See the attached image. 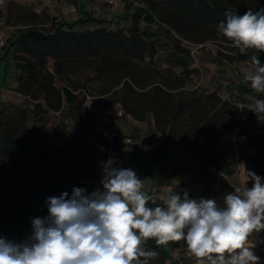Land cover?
<instances>
[{
    "label": "trees",
    "instance_id": "1",
    "mask_svg": "<svg viewBox=\"0 0 264 264\" xmlns=\"http://www.w3.org/2000/svg\"><path fill=\"white\" fill-rule=\"evenodd\" d=\"M2 1L4 9L0 8V17L5 25L18 29L5 49L13 47L14 66L20 71L15 76V90L29 100L35 113L61 112L66 102L85 113L86 119L77 121L79 126L83 127L86 121L89 127L110 130V120L91 117L83 110L84 100L70 91L72 84L65 75L67 66L82 62L107 84L101 91L107 94L100 100L101 105L109 109L118 105L138 121H144L151 114L155 131L162 136L161 147L149 149L146 156L140 145L132 141L124 143L125 137H106L97 145L104 147L100 152L102 158H114V166L136 172V166L144 169L150 162L158 165L156 180L161 183L170 165V175L176 178L174 193L182 195L187 191L192 199H215L222 207L224 196L236 190L226 179L235 171L213 144L224 133L248 128L262 137L248 162L252 172L264 182V117L247 109L255 103L249 101V97L264 100V95L239 83L236 98L225 99L216 91L186 87L192 70L176 73L155 64L161 39L177 54H188L184 43H213L220 47L216 57L227 63L239 57L251 64L250 58L255 54L264 64V53L249 49L242 54L232 41L218 34V25L226 20V12L243 15L250 8L258 11L264 8V0H131L129 4L134 8L130 13L131 22L125 28L84 29H77L75 23L37 13L29 5ZM7 77L4 76L2 83ZM243 110L247 111L245 119ZM27 119V108L0 101V230L15 243H23L30 235L31 218L48 215L45 203L48 197L67 192L70 198L74 188H82L87 194L98 189L80 175L63 174L52 168L65 159L79 158L65 146L49 145L44 139L45 124L28 131ZM67 125L55 126L53 133L66 136ZM240 135L248 136V133L244 131ZM142 142L152 144L148 139ZM175 149L183 151L193 163L180 161L178 153H166ZM81 162L86 161L81 159ZM149 206L163 204L149 201ZM168 245L165 248L157 246L153 240L147 242L146 249L159 254L150 264H167L169 249L179 250V258L185 264H196L185 241ZM259 264H264V259H260Z\"/></svg>",
    "mask_w": 264,
    "mask_h": 264
},
{
    "label": "clouds",
    "instance_id": "2",
    "mask_svg": "<svg viewBox=\"0 0 264 264\" xmlns=\"http://www.w3.org/2000/svg\"><path fill=\"white\" fill-rule=\"evenodd\" d=\"M218 25L222 34L243 54L249 49L264 53V8L243 15L225 13ZM254 70L244 79L257 93H264V64L257 55ZM264 115V100L247 106ZM252 187L237 188L215 199H192L188 192L160 195L163 206L150 207L156 197L143 191L147 180L132 169L103 162L102 189L87 194L74 188L48 197V215L31 218V233L23 243L0 237V264H150L158 257L146 249L149 240L157 246L185 241L196 264H259L253 232L264 230V182L246 171Z\"/></svg>",
    "mask_w": 264,
    "mask_h": 264
},
{
    "label": "crops",
    "instance_id": "3",
    "mask_svg": "<svg viewBox=\"0 0 264 264\" xmlns=\"http://www.w3.org/2000/svg\"><path fill=\"white\" fill-rule=\"evenodd\" d=\"M17 3L20 4H26L29 5L35 12L37 13H45L49 17H54L57 21H66L69 23H75V27L77 29H84V28H95V27H101V26H108L110 28L114 27H122L125 28L127 24H129L130 21V13L132 12L134 5H130L129 2L131 0H117L114 5H109L101 0H14ZM2 0H0V3ZM0 26L4 27L6 32L9 31V26L5 25L3 19L0 17ZM16 35V33L13 34V38ZM13 40V39H12ZM164 43L163 45L165 48L168 49L169 52L172 53V57L175 59V67H177V70H175L176 73L181 72L184 69L192 70L193 73L190 76L191 80H194V74L197 73V69L204 68L207 71H215V78L217 80V85L213 88H203L199 89L198 84L195 85L194 88H198L199 90L203 92H211L216 91L218 95H220L222 98L232 100L236 98L237 94V86L239 83L248 84L249 82L243 79L239 76V73L236 69V65L234 64V61L232 63H227L226 61L219 59L216 57V54L211 52V56L209 60H205L204 58H200L198 56V52L201 51V48L199 50H195L193 45L195 44H189L184 43V46L189 49L188 54L184 53H173L170 45L168 42L166 43L165 40H160V44ZM161 47V45H160ZM13 47L10 49H7L4 51V53L0 56V64L4 65V70L0 72V86L2 90L0 91V101H11L15 104H19L27 108L28 110V119L26 121V129L28 131H31L32 128L38 127L41 125V122L44 119H49L48 121L42 122V124H45V134L44 139L45 141L53 146V147H63L65 146L69 150H73L76 153V156L79 159H65L62 162L58 164L52 165V168L54 167L56 170L60 171L63 174H76L80 175L81 177H84L85 181L92 184L90 181L94 182V185L96 188H99V185L95 184V177L98 176V173L96 171V147H92L90 150L89 148H85L81 145L82 141V127L78 124L76 127L78 129H74L71 127L69 121L64 117L63 114V108L66 107H72L71 104H67L66 102H63V107L61 112H53L49 111L46 113H41L33 110V105L29 102L27 98L22 96L21 94L17 93L15 90V86L13 87H2V82L4 79V76L8 74H11L9 72V68L12 66L14 68V74L15 76L20 73L18 69L14 66V58H13ZM160 50V49H159ZM158 55V53H157ZM155 56V64L159 68H170V65L168 64H158ZM195 56H198L196 58ZM238 58V59H236ZM234 60L235 62L237 60H242L239 57H236ZM244 61V60H242ZM245 62V61H244ZM247 63V62H246ZM251 65V64H250ZM179 69V70H178ZM207 75V72H206ZM214 78V79H215ZM215 80H213L214 82ZM205 85V84H204ZM218 87V88H217ZM264 95V93H261ZM248 99L252 100L251 102H255L256 100L253 97H249ZM41 109L44 108L43 103H40ZM83 110L87 111L91 117L97 119V118H103V115L105 114V111H94L92 109L88 110L84 104H83ZM35 113V115H34ZM84 113V112H83ZM85 114V113H84ZM102 116V117H101ZM110 122L111 127L108 131H102L98 127H89L84 122V127L93 129L94 132H98L102 134L103 136H106L107 138L112 137H130L131 141L139 145L143 139H148L152 141V144H146L147 149L142 148V151L144 155H149V149H158L161 147V134L157 131H155L153 126V118L152 115L149 114L147 118L144 121H138L133 119L128 114L124 113L122 116L115 117L110 116ZM63 124H68L65 128V131L67 133L66 136L62 135H55L53 133V128L55 126H59V128L62 127ZM151 138V139H150ZM130 150V149H129ZM178 153L177 159L179 158L180 161L184 160L187 163H193L189 160L188 156L183 153V151H180L179 149L175 150H167V154ZM81 159H85L84 162H81ZM59 166V167H58ZM147 166H145L144 169H147ZM136 168V174L137 176L142 180H147L145 187L143 191L148 193L149 195H153L156 197L155 202L162 203V201L159 199V196L161 195V191L165 192L164 194H168L166 190H171L172 193L175 191V185H172L169 181L172 175L168 173L167 175V185L159 186L157 185L158 181L156 180L158 176V169H155V172L151 170L152 176L148 177L143 171L144 169L140 167ZM210 170H213L210 168ZM157 171V172H156ZM218 176H221V174L217 173ZM90 180V181H89ZM228 180V179H227ZM160 183V182H159ZM163 183V182H161Z\"/></svg>",
    "mask_w": 264,
    "mask_h": 264
},
{
    "label": "rangeland",
    "instance_id": "4",
    "mask_svg": "<svg viewBox=\"0 0 264 264\" xmlns=\"http://www.w3.org/2000/svg\"><path fill=\"white\" fill-rule=\"evenodd\" d=\"M0 8L3 10V1L0 3ZM47 22V21H46ZM9 31L7 33V43L13 39V34L17 33L18 29L9 26ZM49 23L47 22L46 28L49 29ZM166 42V41H165ZM167 43V42H166ZM164 43H161L160 50L158 52V55L156 57V60L158 64L164 63L170 65V69H172L174 72L177 70V67H175V59L171 56L172 53L168 51L167 48L163 45ZM195 50H198L196 46L193 45ZM220 47L217 44L213 43H206L202 48L201 51L198 52V56L200 58H204L206 61L209 60L211 56V52L216 53V50L219 49ZM200 50V49H199ZM198 56H195L198 58ZM238 59V58H236ZM243 60V59H242ZM242 60H237L234 64L238 63V66L236 65V69L239 73V76L244 79V72L248 70H254V66L250 65L249 63H246V61ZM48 66L51 70L52 68V61L49 60ZM68 69L65 72L66 78L69 79L70 83L72 84L70 87V91L78 98V99H83L85 101V107L88 109H92L94 111H104L105 109L103 106L100 104V100L105 97L107 94H102V90L107 87V84L103 81H101L97 75L94 74V72L88 68L84 63L82 62H72L67 66ZM199 68L197 69V73L194 74V80L189 79L186 83V87L188 88H194L195 85H199L198 88L202 89L203 88H213L214 86L217 85V80L215 76V71H207L204 68ZM4 70V65L0 64V72ZM179 70V69H178ZM185 70V69H184ZM188 70V69H187ZM183 71V70H182ZM9 72L11 74H8V77L6 78L5 82L2 83V87H13L16 84V79H15V74H14V68L11 66L9 68ZM207 72V75H206ZM180 73V72H179ZM215 78V79H214ZM213 80H215L213 82ZM58 84L63 87L64 84L61 81H58ZM205 84V85H204ZM250 86L249 84H247ZM218 88V87H217ZM2 90L0 86V91ZM85 97V98H84ZM249 101H252L249 99ZM116 106V105H115ZM115 109H117L115 107ZM63 114L64 117L69 121L71 127H73L75 130L78 129L76 127L77 121L80 120L81 118L86 119L85 114L83 111H79L75 108L72 107H64L63 108ZM35 115V113H34ZM247 111L243 110L242 112V117L243 119L246 118ZM89 118H87L88 120ZM49 119H44V121H48ZM108 120H110V116L108 117ZM41 122V124H42ZM82 132V141L81 145L84 146L85 148H89L90 150L92 147H95L97 143L100 141L104 140L106 136H103L102 134L98 132H94V130L90 128H85L84 125L81 129ZM246 131L248 133V136L245 135H240L241 132ZM244 131L239 130L238 128L222 134L215 142H214V147L215 149L218 150V152L229 162L231 163L232 167L234 168L235 173L230 176L226 177L228 181L234 186L235 189L239 188L241 191L245 189V187H250L253 183V181L249 180L247 182V174L246 171H251V166L248 162V157L251 155L254 150H255V145L262 141V137L259 135L257 136L255 133L251 132L248 128L244 129ZM151 139V138H150ZM145 142L140 143L139 145L145 149H147ZM97 155V152H96ZM96 163L98 164V160L96 158ZM59 167V166H58ZM155 169H158V165L151 164L148 162L147 169H144V173L150 177L152 176L151 170L155 172ZM170 165L166 168V173H164V177L162 182L163 183H157L159 186H164L167 185V175L170 173ZM97 171V169H96ZM157 172V171H156ZM98 173V171H97ZM185 176L182 178L184 179ZM103 177L98 173V176L95 177V184L99 185V188L102 189L101 185V180ZM181 179V180H182ZM90 181V180H89ZM170 183L172 185H175L176 183V178L171 177L169 179ZM92 184L94 182L90 181ZM165 192L161 191V195H166L164 194ZM0 237L5 238L6 240L9 241H14L11 236L6 234L5 232L0 230ZM248 243L250 245H254V252L255 254L260 257V259H264V230L260 232H253L249 238H248ZM165 248H167L170 245H162ZM169 254L170 258L167 260V264H185L181 258H179L178 252L179 250L175 249H169ZM187 261V259H186Z\"/></svg>",
    "mask_w": 264,
    "mask_h": 264
},
{
    "label": "built area",
    "instance_id": "5",
    "mask_svg": "<svg viewBox=\"0 0 264 264\" xmlns=\"http://www.w3.org/2000/svg\"><path fill=\"white\" fill-rule=\"evenodd\" d=\"M101 1H103L109 5H114L117 0H101ZM7 44H8L7 43V32H6L4 27L0 26V56L4 53V51L7 47ZM205 44H197L195 46L197 48H202ZM85 104L86 103L84 101V106H85ZM101 106H103V105H101ZM240 106L245 107V104H240ZM115 107L117 109H115ZM115 107L113 109H109V108L103 106V108L105 109L104 110L105 114L103 115V118H101V120L107 121L109 116L119 117V116H122L124 114V112L122 111V109L118 105ZM88 110H90V109H88ZM260 117H264V115H261ZM123 141H124V143H130L131 138L125 137ZM101 151H104V147L102 145H97L96 152H97L98 164L96 163V167H97L98 173L103 177V162H109V161L114 162L115 160L112 157L102 158V156L100 154Z\"/></svg>",
    "mask_w": 264,
    "mask_h": 264
}]
</instances>
